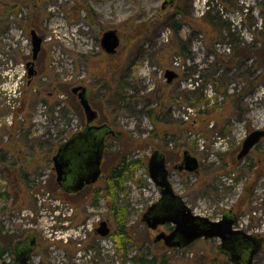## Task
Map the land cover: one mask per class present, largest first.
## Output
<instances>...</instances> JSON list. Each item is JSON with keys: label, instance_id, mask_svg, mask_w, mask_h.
<instances>
[{"label": "rangeland", "instance_id": "rangeland-1", "mask_svg": "<svg viewBox=\"0 0 264 264\" xmlns=\"http://www.w3.org/2000/svg\"><path fill=\"white\" fill-rule=\"evenodd\" d=\"M163 2L0 0V264L15 263L10 245L28 233L38 241L30 264H131L138 251L162 250L154 238L172 225L153 230L143 221L160 197L149 173L156 150L165 153L173 188L195 214L217 221L232 210L238 229L264 238V174L257 177L264 139L237 159L247 136L264 129V75L251 69L253 59L238 65L227 33L221 39L209 24L222 16L241 45L251 43L264 33V0H179L165 10ZM110 29L121 39L115 55L101 46ZM33 30L43 44L39 75L28 85ZM167 70L179 73L172 84ZM249 83L241 100L224 99L226 89L238 94ZM80 84L90 88L97 124H109L116 135L106 139L99 182L69 195L56 182L52 158L86 125L72 92ZM122 134L136 146L128 149ZM185 151L199 160L198 172L174 170ZM123 157L140 163L120 176L118 191L111 187ZM102 221L111 228L106 237L96 232ZM122 231L127 258L115 253ZM219 243L199 239L173 248L168 264H205L216 254L209 264H233ZM253 264H264V244Z\"/></svg>", "mask_w": 264, "mask_h": 264}, {"label": "water", "instance_id": "water-1", "mask_svg": "<svg viewBox=\"0 0 264 264\" xmlns=\"http://www.w3.org/2000/svg\"><path fill=\"white\" fill-rule=\"evenodd\" d=\"M179 0H164L162 9L174 5ZM33 55L32 61L28 63V76H34V61L37 60L41 51L43 38L36 31L31 32ZM121 39L115 29H110L103 34L101 46L109 55L116 54ZM168 84H172L179 77L174 70H167L165 74ZM78 95L80 103L84 108L87 128L84 131L74 133L59 148L53 157L54 167L57 172V182L66 190L77 192L84 186L96 183L101 177V163L104 151L105 138L114 134L107 124L101 126L91 125L97 120L98 112L92 108L89 102L88 88L75 86L72 90ZM264 139V129L252 131L242 144L237 155L238 160H243L249 153ZM91 147V151L89 148ZM94 150V152H93ZM199 160L189 151L184 153V161L181 170L189 173L198 172ZM149 173L152 181L158 186L161 199L151 205L144 214L143 221L151 229L158 226L172 223L175 225L169 234L161 232L154 242L163 241L167 248H185L199 239L220 240L218 250L221 254L229 256L233 264H253V260L264 244V238L258 235L249 234L236 226L239 222L237 214L232 210L227 211L220 220H211L208 217L195 214L185 203L183 197L177 194L169 179L166 157L161 150H156L149 160ZM97 233L106 237L111 233L107 221H102ZM37 248V238L32 233L26 240H19L15 243V255L18 264H29L32 252ZM3 264H9L4 262Z\"/></svg>", "mask_w": 264, "mask_h": 264}, {"label": "trees", "instance_id": "trees-1", "mask_svg": "<svg viewBox=\"0 0 264 264\" xmlns=\"http://www.w3.org/2000/svg\"><path fill=\"white\" fill-rule=\"evenodd\" d=\"M206 19H209L208 16L206 17ZM210 26L213 27H217L218 29H220V36L222 39L223 33H227V36H224L225 38L230 39L233 43H231V45H235V59L237 60L238 65L243 64L245 61L247 62L249 59H253V66L251 69H257L260 68L261 72L259 75V78L262 77L264 75V33H262L263 35L261 36V32L258 33V35L255 36V39L253 42L251 43H245L243 45H241V42L239 40V38L236 35V32L234 30V28L232 27L233 24L225 19L222 18V16H219L218 18H213L211 20V22L209 23ZM212 24V25H211ZM207 25V24H205ZM176 27L178 28V25L176 24ZM175 27V28H176ZM176 28V29H177ZM185 48V47H182ZM186 50V49H185ZM214 84H217L216 80L212 81ZM254 83L251 84V87H253L254 85L258 84V80H254ZM257 82V83H255ZM250 83L247 84L246 87H244L243 90L240 91V93H230L227 89L224 91V99L225 100H232L234 101L235 99L241 100L247 93H248V87H249ZM118 87V86H117ZM117 89V88H116ZM115 95L117 97H119L120 100L123 99L122 95L119 94V92L117 90H115ZM207 111H203L202 114H206ZM155 113L154 110H151L150 114L153 115ZM155 120V119H154ZM158 118H156V122H157ZM155 122V121H153ZM122 138H124L126 140V147L129 148H133L136 146L135 142L133 141V139L130 137H127L125 134L120 135ZM154 136V135H153ZM120 164L119 166L117 165L116 167V176H114V184L111 188H113L114 190H118L121 191L123 190V185L122 183L119 181L120 176L128 170V172L133 173V170L129 169V166L131 164H134L135 167H137V165L140 163L139 159H133L130 162L127 161L126 158H122L120 160ZM264 174V169L262 172H260V174L257 176L258 178L261 177ZM1 196V195H0ZM2 231V230H1ZM125 236H128V233L122 231L118 236H116V249H115V253L119 256H123L127 258L128 253L130 252L127 248V245L125 244ZM13 250V245L11 243L10 245V251ZM169 251H172V249L163 247V249H159L157 250V252H153L150 250V253H141V252H137L135 256H133L130 259L131 264H168L169 263V256L167 255V253ZM131 254V253H130ZM217 258L215 259H210V257L206 256L203 258L205 264H209L211 261L212 262H216L218 261V254L215 255ZM202 260V263H203ZM209 261V262H208ZM126 262V261H125Z\"/></svg>", "mask_w": 264, "mask_h": 264}, {"label": "flooded vegetation", "instance_id": "flooded-vegetation-1", "mask_svg": "<svg viewBox=\"0 0 264 264\" xmlns=\"http://www.w3.org/2000/svg\"><path fill=\"white\" fill-rule=\"evenodd\" d=\"M171 7V6H170ZM32 37V36H31ZM31 43H32V38H31ZM33 44V43H32ZM43 44V43H42ZM32 50H33V45H32V48H31V52H32ZM41 51H42V47H41ZM41 51H40V53H41ZM117 52H118V50H117ZM116 52V53H117ZM40 53H39V55H40ZM32 55H33V52H32ZM115 55V54H114ZM38 58H39V56H38ZM37 58V59H38ZM29 62H31V61H27L26 62V68H27V75H26V77L28 78V80H29V83H28V85H33V81L38 77V75H39V71H38V68H37V65H36V63H37V60H35L34 61V72H35V74H34V76H32V77H29L28 76V73H29V67H28V63ZM81 86H85V87H87L88 88V93H89V95H88V99H89V102H90V88L87 86V85H84V84H80ZM77 97H78V95L77 94H75ZM81 104V103H80ZM91 104V103H90ZM82 106V105H81ZM92 106V105H91ZM83 108V107H82ZM93 108V107H92ZM94 109V108H93ZM83 110H84V108H83ZM85 112V111H84ZM86 115V114H85ZM97 120H98V118H97ZM97 120H95L94 122H92L91 123V125H94V126H101V125H104V124H107V123H104V124H97ZM107 125H109V124H107ZM110 126V125H109ZM111 127V126H110ZM87 128V119H86V125L80 130V131H84L85 129ZM114 132H115V130L114 129H112ZM76 133V132H75ZM115 135V133L114 134H110V135H108V136H114ZM107 136V137H108ZM107 137L105 138V142H104V151H103V158H102V163H101V170H102V174H101V177H102V175H103V163H104V154H105V148H106V139H107ZM68 140V139H67ZM66 140V141H67ZM62 145V144H61ZM61 145L59 146V148L61 147ZM59 148H58V150H59ZM58 150H57V152H58ZM89 151H91V147L89 148ZM56 152V153H57ZM93 152H94V150H93ZM185 153V152H184ZM56 155V154H55ZM54 155V156H55ZM53 156V157H54ZM165 157H166V155H165ZM52 161H53V158H52ZM183 161H184V155H183V157H182V160L178 163V164H175L174 165V170H176V171H178V172H180V173H188V171H186V170H181L180 169V167L182 166V164H183ZM53 164H54V162H53ZM166 164H167V169L169 170V168H168V163H167V159H166ZM55 168V167H54ZM55 171H56V169H55ZM101 177L99 178V180L101 179ZM169 179H170V170H169ZM99 180L96 182V183H94V184H90V185H85L84 186V188L82 189V190H80V191H77V192H71V191H68V190H66L62 185H60L58 182H57V172H56V182L58 183V185L60 186V188L66 193V194H69V195H75V194H77V193H79V192H81V191H83L85 188H87V187H89V186H93V185H95V184H97L98 182H99ZM170 182H171V180H170ZM172 184V183H171ZM158 187V186H157ZM159 188V187H158ZM161 189L159 188V191H160ZM175 190V189H174ZM161 194H160V197H159V199L157 200V202L161 199ZM149 209V208H148ZM147 212V211H146ZM145 212V213H146ZM144 213V214H145ZM143 217H144V215H143ZM108 223V225H109V222H107ZM167 224H171L172 225V227H170L169 226V231H165V230H162V232H166L167 234H169L171 231H173L174 230V228H175V225L174 224H172V223H166V224H163V225H160V226H158V228L159 227H163V226H165V225H167ZM158 228L157 229H155V230H158ZM154 230V229H153ZM96 232H97V230H96ZM30 234H32V233H28L23 239H21V240H26L27 238H28V236L30 235ZM98 234V233H97ZM99 235V234H98ZM110 235V234H109ZM155 239V238H154ZM19 241V240H18ZM17 242V241H16ZM16 242H14V244H13V256H14V261H15V263L14 264H18L17 263V258H16V255H15V249H14V245H15V243ZM156 243H163L164 244V242L163 241H160V242H156ZM165 245V244H164ZM37 248H38V241H37ZM37 248L32 252V254H31V256H30V258H29V264H30V262H31V259H32V257H33V255H34V253L36 252V250H37ZM225 255V254H224ZM225 256H227V255H225ZM227 257H229V256H227ZM4 262H7V263H9V264H11L10 262H8V261H2V264L4 263Z\"/></svg>", "mask_w": 264, "mask_h": 264}, {"label": "built area", "instance_id": "built-area-1", "mask_svg": "<svg viewBox=\"0 0 264 264\" xmlns=\"http://www.w3.org/2000/svg\"><path fill=\"white\" fill-rule=\"evenodd\" d=\"M10 90L16 91L14 88L13 89H10Z\"/></svg>", "mask_w": 264, "mask_h": 264}]
</instances>
